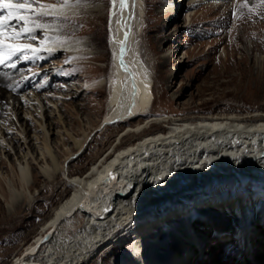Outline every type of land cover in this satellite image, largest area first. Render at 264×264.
I'll return each mask as SVG.
<instances>
[{"label": "bare ground", "instance_id": "1", "mask_svg": "<svg viewBox=\"0 0 264 264\" xmlns=\"http://www.w3.org/2000/svg\"><path fill=\"white\" fill-rule=\"evenodd\" d=\"M132 1L112 0L110 14L114 18L109 37L111 62L105 78L106 113L98 125L82 138L62 131L70 138L75 151L70 152L61 165L51 150L49 139L50 134L60 137L62 133L59 130H46L41 123V146L35 145L38 136H31L35 139V159L38 156L39 160H46L40 167V174L47 178L62 174L70 190L52 207L29 243L23 244L21 252L13 256L11 264H96V257L102 256L105 249L120 247L134 237L141 239L140 251L131 245L125 246V261L113 264H264V206L249 224L215 222L207 216L178 224L176 227L183 243L180 250L164 261L160 259L157 262L150 257L153 247L159 243L158 239L163 237V230L169 225L166 223L186 216L191 208H212L222 217L242 216L257 201H264V111L187 118L150 114L154 97L148 73L139 63L133 46L135 37L132 36V29L135 23L130 16L137 9L132 10ZM184 1L178 9L203 2ZM73 2L70 0L66 7H62V3H46L55 5L56 12L40 18L48 17L52 22L44 23L49 27L36 29L31 36H47V42L42 41L38 46L26 42L12 43L39 49L31 60H36L41 52L48 57L63 51L76 59L98 57L96 52L88 51V54L84 50L100 38L102 15L95 13L94 5L77 6ZM228 2L210 0L202 9L203 13L217 14L219 22L227 17L232 19L234 37L248 34L251 38L264 41V0ZM38 3L42 1L38 0ZM127 4H131L129 10L126 9ZM123 6L124 9H121ZM184 12V20L189 21L186 25H192L194 13L190 9ZM0 13L6 15L7 9L0 10ZM14 22L18 30L23 27L22 22L15 20L11 25ZM63 22L67 25L53 26ZM64 34L79 36V39L61 41L60 37ZM174 34L166 35L167 41L173 39ZM22 37L28 38V35ZM255 45L258 46L252 42L250 47ZM28 52L31 51L20 54ZM173 55H163L161 63L170 61ZM9 61L0 64V114L5 115V121L10 115L15 122L14 114L21 109L24 120L32 119V113L41 118L43 104L40 97L43 99L44 94L31 93L27 96L22 92L18 97L13 96V92L28 81L17 82L16 78H10L13 75L11 67H8ZM82 65L92 71L87 77L103 71L87 61ZM173 75L170 73L165 79L169 86L172 85ZM9 79L10 83L6 84ZM58 88L67 87L58 85ZM25 95L28 98H24ZM5 102L7 105L3 107ZM133 118L138 121L131 122ZM1 121L0 140L3 141L7 140L5 135L13 132V126ZM119 122H128L118 133L122 138L139 134L152 125L159 126L156 131L123 146H118L120 137H117L84 173H71L69 164L87 147L93 132ZM0 146L10 153L6 145L0 142ZM32 153L28 150L18 153L21 159L26 158L25 163H7L0 155V167L7 165L12 171L17 166L15 178L5 179L8 194L0 193V197L7 202L8 215L13 224L15 211L21 212L29 205L26 194L35 181L32 179L29 182V167H33L34 161L28 159H32ZM192 193L191 198L180 199ZM21 195H24L22 199Z\"/></svg>", "mask_w": 264, "mask_h": 264}, {"label": "rangeland", "instance_id": "2", "mask_svg": "<svg viewBox=\"0 0 264 264\" xmlns=\"http://www.w3.org/2000/svg\"><path fill=\"white\" fill-rule=\"evenodd\" d=\"M41 1L42 4L62 3V0ZM182 1H132V10L137 9L130 16V20H134L135 23L132 29V36L135 37L133 46L139 63L148 73L154 97L150 114L187 118L227 112L244 114L254 110L264 111V45L261 44L264 41L260 38H251L248 34L234 37L231 32L232 19L228 20L227 15L224 21L219 22L217 14L203 13L206 3L210 0H202L203 2L193 7L184 6V10L178 9V5ZM230 2L232 0H229L228 3L230 4ZM73 4L77 6L94 5L95 13L102 15L100 38L95 40L97 42L94 45L87 47L86 51L84 50V52H96L98 57L93 59L77 57L76 59L63 51L48 57H44L45 53L41 52L36 60H31L36 56V53L28 52L18 54L8 63V67H11L12 64L16 65V67L10 68L11 75H13L10 77L11 79L16 78L17 82L26 79L29 82L15 90L13 96L18 97L19 94L25 92L27 96H30L31 93L44 94V98L40 97L43 104L41 118L36 113H32V119L24 120L21 116V109H17L14 114L15 122L10 115H7L9 118L5 121V115L2 112L0 114V120H3L8 126H13V132L4 136L7 140H0L10 150L8 153L5 147L0 146L1 159L7 163L9 161L25 163L26 158L21 159L18 153H24L27 150L29 153L33 151L32 159H28V161H34L33 167H29V182L31 183L32 179H35L30 186L28 195L26 194L29 205L21 212L15 211V217H12L15 218V224H13V219L10 221L5 198L0 197V264L12 263L13 256L21 252L23 244L29 243L40 223L49 216L52 207L70 190L62 174L56 178H47L40 174V167L44 166L46 160L41 161L38 156L35 159L36 152L33 144L35 139L31 136L37 135L38 141L35 142V145L41 146V123L45 125L46 130L51 131L52 128L59 130L62 133L61 138L50 134L49 139H51V150L61 165L63 159L70 152L75 151L70 138L62 131L65 130L75 137L82 138L95 129L106 113L105 78L111 62L109 37L110 24L114 18L110 14L113 2L112 0H74ZM130 7L131 4L126 5L127 10ZM121 9H124V6ZM189 9L194 13L191 21L193 23L187 26L186 23L189 21H185L183 15L184 11ZM39 22L41 24L51 23L52 20L48 17L39 18ZM63 24L65 23H60V25L54 23L53 26L58 28L64 26ZM12 28L18 30L15 22L12 23L9 31ZM169 33L175 34L173 39L167 41L165 37ZM34 37L35 40L21 37L15 42H26L38 46L42 41H45V37ZM65 39H79V36L73 37L71 34H64L60 37L61 41ZM8 42L12 43V41ZM252 42L257 43L258 46L250 47ZM152 48L154 49L152 50ZM173 48L176 50L172 51ZM165 54L174 55L170 61H165L164 64L161 63V60ZM85 61L102 68L103 71L87 77L86 75L91 74L92 71L83 68L82 62ZM170 73L174 74L171 86L165 82ZM10 81L9 79L6 84H9ZM58 85H64L67 88L59 89ZM75 92L77 95L74 94ZM27 96L25 95L24 98H28ZM6 105L5 102L3 107ZM130 121L138 120L133 118ZM126 124L128 122L114 123L107 126L108 128L94 131L87 147L79 152L69 164L71 173L78 175L84 173L117 137H120L118 146H123L147 133L156 131L159 126L152 125L139 134H131L122 138L120 135L118 136V133ZM54 139L56 143H54ZM15 168L10 171L7 165L0 167V184L2 185L0 193H4L5 196L8 194L5 179L15 178ZM193 195L194 193L182 196L180 199L186 200ZM23 197L24 195H21L20 199ZM263 206L264 201L259 200L253 207L245 210L242 216H226L228 220L212 208L204 206H202L203 208L199 206L191 208L186 216L171 219L166 223L169 225L163 230V237L158 239L159 243L153 247L150 257L157 262L160 259L164 261L180 250L183 243L180 242L182 238L179 237V229L176 227L178 224H187L190 220L205 216L215 222L229 223L228 221H230L231 224H249ZM128 245L140 251L139 248L142 245L140 237L128 239V242L120 247L105 249L102 256L96 257V264L124 262L127 254H123V248Z\"/></svg>", "mask_w": 264, "mask_h": 264}, {"label": "snow or ice", "instance_id": "3", "mask_svg": "<svg viewBox=\"0 0 264 264\" xmlns=\"http://www.w3.org/2000/svg\"><path fill=\"white\" fill-rule=\"evenodd\" d=\"M123 2V0H122ZM38 0H0V10L7 9L6 15H0V64H5L6 61L11 60L14 56L20 53L31 51L35 54L39 49L33 48L31 45L6 43V41H17L22 36L28 35V38L35 39L31 33L36 29H46L49 26L39 22L40 17L49 16L56 12L55 5L38 4L34 7ZM68 5V0H62V7ZM15 20L17 23L23 22V27L19 30L11 27V22ZM48 37L45 36L47 42ZM27 59V57H24ZM11 67H16L12 64Z\"/></svg>", "mask_w": 264, "mask_h": 264}]
</instances>
